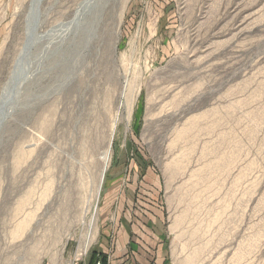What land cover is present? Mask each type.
<instances>
[{"label":"rangeland","instance_id":"374dc122","mask_svg":"<svg viewBox=\"0 0 264 264\" xmlns=\"http://www.w3.org/2000/svg\"><path fill=\"white\" fill-rule=\"evenodd\" d=\"M146 203L164 264H264V0H0V264Z\"/></svg>","mask_w":264,"mask_h":264},{"label":"crops","instance_id":"0c3cea01","mask_svg":"<svg viewBox=\"0 0 264 264\" xmlns=\"http://www.w3.org/2000/svg\"><path fill=\"white\" fill-rule=\"evenodd\" d=\"M153 180L148 172V184ZM145 207L144 214L135 212L133 218L123 213L115 234L111 236L107 231L99 237L83 264H94L97 259L103 264H164L167 257L165 217L161 207L148 203ZM150 209L153 214L149 213Z\"/></svg>","mask_w":264,"mask_h":264},{"label":"built area","instance_id":"2783aa9c","mask_svg":"<svg viewBox=\"0 0 264 264\" xmlns=\"http://www.w3.org/2000/svg\"><path fill=\"white\" fill-rule=\"evenodd\" d=\"M82 262H83L82 258H80V257L78 258V256H77V257H74L68 264H83ZM94 264H103V263H102L101 259H97V260H95Z\"/></svg>","mask_w":264,"mask_h":264},{"label":"bare ground","instance_id":"6f19581e","mask_svg":"<svg viewBox=\"0 0 264 264\" xmlns=\"http://www.w3.org/2000/svg\"><path fill=\"white\" fill-rule=\"evenodd\" d=\"M35 17V16H34ZM36 20V19H35ZM34 21V20H33ZM32 21V22H33ZM35 22V21H34ZM33 22V23H34ZM37 24V23H36ZM33 25V24H32ZM105 171V170H104ZM104 176V172H103V174H102V172H100L99 173V177H98V182H96L97 183V185H96V187H95V190H96V192L98 191V187H99V185H101L99 182H101L102 183V181H101V179H102V177ZM95 179V178H94ZM93 185V184H92Z\"/></svg>","mask_w":264,"mask_h":264}]
</instances>
